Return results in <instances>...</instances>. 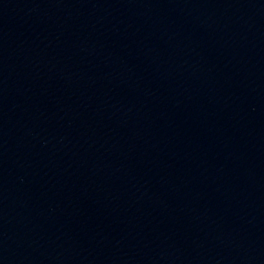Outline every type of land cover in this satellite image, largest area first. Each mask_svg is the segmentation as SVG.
Listing matches in <instances>:
<instances>
[{"label":"water","instance_id":"obj_1","mask_svg":"<svg viewBox=\"0 0 264 264\" xmlns=\"http://www.w3.org/2000/svg\"><path fill=\"white\" fill-rule=\"evenodd\" d=\"M134 264H264V0H19Z\"/></svg>","mask_w":264,"mask_h":264}]
</instances>
